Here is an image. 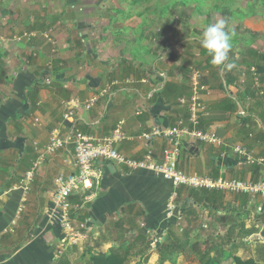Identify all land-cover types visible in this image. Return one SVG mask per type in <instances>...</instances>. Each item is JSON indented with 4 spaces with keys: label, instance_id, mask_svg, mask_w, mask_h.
<instances>
[{
    "label": "crops",
    "instance_id": "0c3cea01",
    "mask_svg": "<svg viewBox=\"0 0 264 264\" xmlns=\"http://www.w3.org/2000/svg\"><path fill=\"white\" fill-rule=\"evenodd\" d=\"M91 5L88 0H0V264H91L88 254L127 248L136 231L151 248L147 264H159L158 250L170 247L172 237L183 250L165 252L164 264L178 263L182 255L191 264L197 228L208 224L219 230L217 248L226 250L230 264H235L233 258L264 264V221L249 219L255 196L215 189L217 201L206 207L194 201L200 195L193 189L174 187L161 175L122 166L111 171L105 163L99 186L79 194L77 201L71 199L77 216H84L85 228L74 244L62 246L64 231L52 221L51 196L56 176L75 168L70 144L53 154L45 152L51 137L67 142L77 131L102 139L120 127L124 139L116 143L117 151L139 161L146 151L141 135L186 122L181 113H188L193 97V90L189 100L162 95L167 83L184 82L178 64L184 50L179 45L166 42L159 49L149 38L133 41L130 35L141 38L128 30L127 20L126 30L116 32V20L104 17L109 19L105 22ZM259 31L247 26L242 32L250 35L244 53L253 49L264 55V41L254 42ZM200 37L182 36L186 42L181 44L195 50ZM117 42L128 46L120 48ZM209 70L198 82L209 78ZM113 81L118 85L108 97L89 110L83 107ZM244 84L236 79L227 86L224 81L199 85L206 110L198 128L221 145L185 137L178 160L183 172L213 181L264 180L261 162L247 164L232 150L240 147L264 161V83L254 78ZM66 104L73 111L69 119L63 116ZM150 147L157 159L169 143L157 137ZM130 205L132 212L126 209ZM260 234L263 239L253 238ZM130 253L127 263L137 264L140 256Z\"/></svg>",
    "mask_w": 264,
    "mask_h": 264
},
{
    "label": "built area",
    "instance_id": "2783aa9c",
    "mask_svg": "<svg viewBox=\"0 0 264 264\" xmlns=\"http://www.w3.org/2000/svg\"><path fill=\"white\" fill-rule=\"evenodd\" d=\"M197 78L194 75L191 81L193 97L192 104L188 108V120L186 122L179 121L176 127L167 128L165 131L156 128L150 133L142 134L141 138L146 142V151L143 158L139 161L117 151L115 147L116 143L124 139L120 127H117L112 131L111 135L102 139L83 136L77 131L73 134V138L67 142L55 136L51 137L50 142L45 147V152L53 154L55 151L65 148L66 145L70 144L75 168L73 173H61L56 176L55 189L51 196L53 205L52 221L64 231V238L60 242L63 247L67 248L69 246L67 245L68 243L70 245L74 244V239L79 237L80 231L85 228V223H80L76 220L74 211H77L71 202V198L77 195L79 196V194H83L93 188L96 189L99 186L103 178L102 165L106 162L111 163L113 166L126 167L129 170L141 168L151 171L161 175L174 187L185 186L195 190L204 188L208 190H225L230 193L259 196L264 199V180L256 183L221 179L213 181L187 174L179 169L178 160L180 148L185 137H190L213 146L221 145V142L217 138L202 132L198 128L199 119L206 108L198 97L199 82ZM50 83V79L46 81V84ZM126 83H129V81ZM116 85H118V82L113 81L99 92H94L84 102L83 107L86 110L93 108L103 97H108L111 88ZM181 102L184 103L183 100ZM72 114L71 107L66 104L64 118L69 119ZM157 137H164L169 143V147L165 148L161 152L160 157L155 159L151 151L150 143ZM232 150L235 154L241 156L247 164L261 162L264 168V161L253 159L245 149L235 147ZM203 226L205 227V225Z\"/></svg>",
    "mask_w": 264,
    "mask_h": 264
},
{
    "label": "rangeland",
    "instance_id": "374dc122",
    "mask_svg": "<svg viewBox=\"0 0 264 264\" xmlns=\"http://www.w3.org/2000/svg\"><path fill=\"white\" fill-rule=\"evenodd\" d=\"M92 5L93 13L96 16H102L103 20H116L115 27L118 29L116 32L126 30L123 20H127L126 26L128 30L138 32V36L141 39H136L137 35H130L133 41H144L145 38L151 39L153 45H157V48L162 49L165 43L170 45H179L184 53L182 52L178 57V64L190 71L188 73L189 80L195 77L199 80L200 74H204L206 70L215 66L211 62V58L207 55H202L200 50L193 49L190 46L184 47L182 38H187L197 34L201 36L203 28L210 23L215 22L218 19H225L228 21V29L234 30L235 36L233 38V48L229 53V63H234L236 66L231 69L223 67V74L228 72L234 78L238 80H244L247 84L249 80L245 76L243 65L240 63V59L245 55L244 48L248 46L249 36L244 32L247 26L257 27L260 31L259 34H254L257 40H254L255 45L260 44L264 41V0H88ZM104 17H108L104 19ZM257 19V20H255ZM106 22V21H105ZM100 25V24H99ZM113 27V28H115ZM110 28V27H109ZM257 35V36H256ZM128 36V34H127ZM144 36V37H143ZM172 38V40L169 39ZM261 39V40H259ZM191 41V40H189ZM188 41V42H189ZM115 46L120 48L127 47L121 42H117ZM257 48H262L258 46ZM164 50V49H163ZM135 56V55H134ZM152 60H155V56H151ZM208 60V61H207ZM210 60V61H209ZM148 61V60H147ZM150 61V59H149ZM197 62H203L201 65ZM177 72V71H175ZM180 73V70H178ZM175 74V73H174ZM173 74V76H175ZM184 74V73H183ZM187 73H185L186 75ZM180 76V75H179ZM253 80V78H251ZM244 84V85H245ZM251 206V205H250ZM253 214H250V220L254 218V223L262 224L264 221V199L256 196L255 202L252 203ZM245 215V214H244ZM253 216V217H252ZM248 214L242 217L243 220H247ZM142 218V217H141ZM138 223L141 224V219L137 217ZM189 221H193L191 218ZM252 224V223H251ZM211 224L199 225L196 231L195 241L200 244L201 253L206 252L208 257L203 263H199L196 256L192 259L191 264H204L208 258H212L215 254V250L218 248L219 230L211 229ZM253 228V227H252ZM256 232L257 229L253 228ZM252 231V230H251ZM178 235L181 236L178 231ZM263 239L262 235H256ZM131 234H128V239ZM192 237V236H191ZM102 239V238H101ZM127 239V240H128ZM206 244H203V243ZM206 245V246H205ZM118 249L115 253H122L121 249L125 248H114ZM114 249H108V252H96L89 255V259L92 256H103L109 254ZM120 250V251H119ZM129 253L131 251H128ZM132 253V252H131ZM130 253V254H131ZM77 256H81L77 254ZM183 259L175 264H189V256L182 255ZM180 257V256H179ZM80 258V257H79ZM188 258V259H187ZM186 259V260H185ZM179 259H177L178 261ZM91 262V261H90ZM83 264V261L80 263ZM130 264V263H127ZM133 264V263H131ZM169 264V263H165Z\"/></svg>",
    "mask_w": 264,
    "mask_h": 264
},
{
    "label": "trees",
    "instance_id": "16d2710c",
    "mask_svg": "<svg viewBox=\"0 0 264 264\" xmlns=\"http://www.w3.org/2000/svg\"><path fill=\"white\" fill-rule=\"evenodd\" d=\"M196 43H197L198 48L201 49L200 53L202 55H207L209 58H211L206 52V50L201 47L200 41L197 40ZM244 55L245 56L240 59V63L245 68L244 69L245 76L248 77L249 79L256 78V80H258L259 82L264 83V55L260 54L259 52L253 49H247ZM199 64L201 65L202 63L200 62ZM180 70L182 72V79L184 80L183 84L177 85L171 82L167 83L164 87V90L162 91V95L165 96L166 94L168 96H172L173 99H179V98L185 97L186 100H189L192 97V89H191V86L188 85V83L190 84V80L188 77V73H190V71L186 70L184 67H181ZM221 71H224L222 66L215 65L211 67L208 73L209 78L206 77L202 80V82L199 81L200 82L199 85L200 86L201 85H210V86L212 85L213 86L218 83L220 84L221 81H224V84L227 86L232 80L237 79V78L232 77L229 72L227 74H223V72ZM185 73L187 74L185 75ZM246 94L252 95L253 93L247 90ZM181 115L184 120L188 119L189 116L187 113V109H184V112L183 114L181 113ZM233 180L239 181L240 179H233ZM192 193H197L196 196L200 195L199 198L194 197V201L196 203L203 202L204 205L206 204V207L208 206L214 207V204L217 201L216 191L214 190H211V191L207 189L205 190V188L200 189V190L193 189ZM74 197L77 198L76 199L77 201L78 195ZM248 197L249 196H246V198ZM245 201L246 199L242 201V204H244ZM131 206L132 205L127 206L126 209L130 210ZM74 214L77 216L78 212L74 211ZM77 218H78V222L80 223L85 221L84 216L83 217L77 216ZM132 222H133V219L130 220V223ZM171 234L173 236V233ZM229 243H231V241ZM199 247H200L199 244L195 243L194 245H192L191 250L197 257V259L199 260V263H203L208 257V254L206 252L201 253V249ZM176 249L180 251L183 250L182 246H178V240L175 237H172L170 241V247H160L159 248L158 263L164 264L165 259H167V257L164 256L165 252L168 251L171 253V252H174ZM121 250H122L121 254L115 253V251H118V249H114L110 251L109 254L107 255L92 256V258L90 259L91 264H127L126 257L129 254L128 251L134 252L136 255L140 256V261L137 264H147V261L150 256L151 248L149 246V243L146 241L144 234L140 231H136V236L132 237L129 240L127 248H125L124 250L123 249ZM230 258H231L230 255L228 256L226 255V250L224 248H218L214 256L212 258H208L207 262H205L204 264H230ZM233 260L235 261V264H253L252 261H241L238 258H235V259L233 258Z\"/></svg>",
    "mask_w": 264,
    "mask_h": 264
},
{
    "label": "clouds",
    "instance_id": "9594fccd",
    "mask_svg": "<svg viewBox=\"0 0 264 264\" xmlns=\"http://www.w3.org/2000/svg\"><path fill=\"white\" fill-rule=\"evenodd\" d=\"M234 30L228 29V21L218 19L203 28L200 44L211 57L213 65L232 69L236 65L229 63V53L233 48Z\"/></svg>",
    "mask_w": 264,
    "mask_h": 264
},
{
    "label": "water",
    "instance_id": "95a60500",
    "mask_svg": "<svg viewBox=\"0 0 264 264\" xmlns=\"http://www.w3.org/2000/svg\"><path fill=\"white\" fill-rule=\"evenodd\" d=\"M105 165H107V166H108L109 170L113 171V169H114V166H113L111 163H109V162H106V163H105Z\"/></svg>",
    "mask_w": 264,
    "mask_h": 264
}]
</instances>
